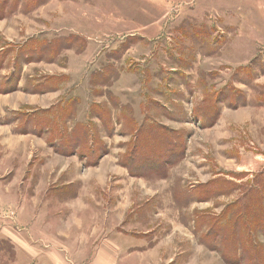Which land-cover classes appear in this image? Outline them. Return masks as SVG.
Masks as SVG:
<instances>
[{"label":"rangeland","instance_id":"rangeland-1","mask_svg":"<svg viewBox=\"0 0 264 264\" xmlns=\"http://www.w3.org/2000/svg\"><path fill=\"white\" fill-rule=\"evenodd\" d=\"M128 187L200 264H264V0H0V227L35 242L0 264H95L45 228Z\"/></svg>","mask_w":264,"mask_h":264},{"label":"crops","instance_id":"crops-1","mask_svg":"<svg viewBox=\"0 0 264 264\" xmlns=\"http://www.w3.org/2000/svg\"><path fill=\"white\" fill-rule=\"evenodd\" d=\"M52 87H54L53 84ZM57 91L59 90L53 93ZM116 195L118 198L124 199L119 203L122 205L119 216L114 213L115 211L113 212L114 219L111 210L108 209L107 211L105 208L100 209L92 205V201L84 196L87 199L85 202H89L91 207L86 205L79 208L78 215H81L80 210L85 214V217L77 218L76 227L81 233L75 236L71 233L70 226L60 225V222L53 218L51 220L53 223L50 224L49 222V227L45 228L46 235L49 239H53L52 243L54 244L77 246L80 261L87 258L95 264H200L197 257L198 250L197 248L191 249L189 242H191L192 235L188 233L189 231L185 226L180 225V222L179 225H174L171 230L172 238L160 236L165 230L170 231L168 216L162 215L163 217H160L161 209L155 210L153 206H140L141 208L133 213L130 208L128 209V206L133 204L135 198H139L142 193L135 192L133 188L128 187L124 189V193L117 192ZM123 202L125 203L124 206ZM111 209L114 210L113 207ZM108 213L110 214L109 217ZM151 213H153L152 216ZM143 219H147L146 222H143ZM118 221H122L124 225L118 226ZM135 224L138 225L137 230L142 231L141 235L134 232ZM150 225L156 226L155 234L159 237H155L154 234L151 235L154 231L149 233ZM15 229H10L8 226L0 227V238L9 239L15 246L18 255H22L26 248L29 250L30 245L35 242L31 237V228L30 230L17 229V231ZM185 232L188 234H184ZM179 246H183L184 249ZM205 252L206 250L201 251L203 263L210 262L208 260L213 257L212 254L207 255Z\"/></svg>","mask_w":264,"mask_h":264}]
</instances>
